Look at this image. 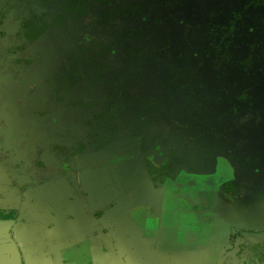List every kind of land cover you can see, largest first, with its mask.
<instances>
[{
	"label": "trees",
	"instance_id": "1",
	"mask_svg": "<svg viewBox=\"0 0 264 264\" xmlns=\"http://www.w3.org/2000/svg\"><path fill=\"white\" fill-rule=\"evenodd\" d=\"M90 11L105 41L62 40L65 24H78ZM4 41V64L29 66L15 56L41 41L53 49L54 69L38 96L71 107L83 131L72 151L59 144L33 149L32 163L45 179L65 173L71 157L136 138L145 153L161 135L168 138L167 158L158 168L148 163L157 187L192 173L189 156L199 168L214 169L221 148L234 151L232 163H258L240 151L264 147V140L253 141V131L264 135V0H0ZM77 88L81 94L70 97ZM249 115L256 118L241 121ZM247 189L236 179L223 183L220 195L247 198ZM252 233L232 230L230 259L255 254L264 264V240L245 242Z\"/></svg>",
	"mask_w": 264,
	"mask_h": 264
},
{
	"label": "crops",
	"instance_id": "2",
	"mask_svg": "<svg viewBox=\"0 0 264 264\" xmlns=\"http://www.w3.org/2000/svg\"><path fill=\"white\" fill-rule=\"evenodd\" d=\"M110 168L100 169L106 188L94 171L93 177L78 178L67 170L32 181H24L26 172L6 175L15 178L10 183L22 192L0 188V264H258L253 254L230 259L225 251L230 228L256 230L245 219L261 207L255 200L237 206L218 192L221 197L198 193L221 207L198 214L188 204L194 193L176 200L163 195L156 217L124 193L110 195ZM205 211L213 225L207 224ZM235 211L245 218L234 222Z\"/></svg>",
	"mask_w": 264,
	"mask_h": 264
},
{
	"label": "rangeland",
	"instance_id": "3",
	"mask_svg": "<svg viewBox=\"0 0 264 264\" xmlns=\"http://www.w3.org/2000/svg\"><path fill=\"white\" fill-rule=\"evenodd\" d=\"M37 11L42 12L43 9L37 8ZM14 19L15 16H12V20ZM65 25H67V29L62 30L64 31L62 40L71 38L69 41L71 46H74L76 41L86 44L91 41H105L107 38L106 32L100 27L98 14L95 11H90L87 18L78 24L70 21ZM111 27L112 25H109L107 29ZM68 30L72 34H68ZM13 31L14 28L9 29V35ZM4 43L5 41L0 45V49ZM63 44L65 43L63 42ZM15 58L28 59L31 64L29 66H19L12 62V59L7 64L0 60V177L6 180L1 181L7 182L0 184V188L17 189L16 195H21L22 190L13 187L10 183L15 178L9 179L6 175H11L13 171H16V176L21 177L22 172H26L24 181H27V178L32 181L44 177L42 171L32 163L33 149L40 146L47 151L49 145L59 144L68 147L72 151L75 149L76 141L79 140L83 131L74 124L71 117L73 113L71 107H65L61 104L56 105L53 101L46 104L38 96L37 91L45 92L47 83H49L48 78L54 69L55 53L53 49L47 43L41 41L29 46L26 52L16 55ZM80 94L81 89L77 88L70 97H78ZM245 117L241 119L242 122L256 118L255 115ZM163 129L166 130V127L164 126ZM253 135L255 136L253 141L262 142L264 140V135L256 132V130L253 131ZM162 141L166 142L168 138L161 135V140L143 153V156L141 154L137 156V154L129 155L127 152L139 149L140 139L119 140L100 151L89 152L84 156L71 157L67 164V170L78 178H82L83 175L93 177V173L91 174L93 171L95 177L99 173V176H101L99 184L106 188V181L105 178L103 179L100 170L103 167L111 166L109 176L112 179L111 175L114 173L115 165L117 170L122 165L121 162L137 164V162L142 163V159H144L147 166L148 163L157 168L162 166L168 155V143ZM233 153L234 151L231 148L218 149L217 161L215 168L212 170L199 168L196 159L189 156V162L185 165L192 167L194 171L192 173L179 172L173 180L164 179L159 187L163 188L165 198L176 200L179 199L178 196L189 193L195 195L198 193H203L199 195L220 193L223 183L236 179L244 182L248 187L249 198L235 199V201L229 193L225 194L227 197L222 198L237 206L240 205L238 204L240 201L243 203L248 200H255L256 204L258 203L261 206L250 210L247 213V218H245V215L242 216L240 211L231 214V216H234L232 219L234 222H237L239 218H245L256 229L252 234H245V242H254L264 239V228H261L264 224V147H259L254 153L246 149L240 151L241 156L249 154L255 157L258 161L255 165L232 163L229 161L228 155ZM235 165H237L236 169L234 168ZM27 166H29V169L26 168ZM26 169L27 171H25ZM95 169H97V172H95ZM140 170L144 171L145 169L143 167ZM72 180L75 179L72 177ZM128 185H130V181L126 182L125 185V183H121L119 178L116 179V182L111 180L110 195L117 197L121 193L127 192ZM93 191L96 192L97 190L93 189ZM218 193H215V195L220 196ZM194 197L195 200L191 203L188 202V204L189 208L198 214L204 211L201 209L217 208L215 210H219L221 208L211 200H204L203 197L198 195ZM185 202L186 199L180 201L183 206ZM145 208L152 211L151 207ZM223 208L221 213L225 212ZM203 215H208L207 220L209 222L207 221V224H214L211 214L205 211ZM232 230L233 228H230L229 237Z\"/></svg>",
	"mask_w": 264,
	"mask_h": 264
},
{
	"label": "water",
	"instance_id": "4",
	"mask_svg": "<svg viewBox=\"0 0 264 264\" xmlns=\"http://www.w3.org/2000/svg\"><path fill=\"white\" fill-rule=\"evenodd\" d=\"M137 153V150H135L130 155H136ZM137 165H140V163H137ZM127 193L137 206L151 207L153 215L156 217L159 216L163 188L155 187L147 173L142 171L136 175L134 184L129 186Z\"/></svg>",
	"mask_w": 264,
	"mask_h": 264
},
{
	"label": "flooded vegetation",
	"instance_id": "5",
	"mask_svg": "<svg viewBox=\"0 0 264 264\" xmlns=\"http://www.w3.org/2000/svg\"><path fill=\"white\" fill-rule=\"evenodd\" d=\"M137 156L141 154V156H143V152L141 151V148L139 147V149H137ZM130 154H133L134 153V150L132 151H129L127 152ZM86 155V154H84ZM84 155H81V156H84ZM71 158L68 159V161L70 160ZM67 161V162H68ZM105 163V162H104ZM122 165L120 167L117 168V170L115 169L117 166L115 165V168H114V173H112V180L114 182H116V179L119 178L121 183L126 185V182L130 181V185L134 184V179L136 177V175H138L139 173H141L142 171L140 170L141 168L144 167V171L145 173L148 174V176L150 177L149 175V172L147 171L148 170V166H147V162L144 161V159H142V163L141 162H137V163H140V165H137V164H129V163H126V162H121ZM103 164V163H102ZM116 170V171H115ZM151 179V177H150ZM152 181V180H151ZM153 183V182H152ZM128 185V188L129 186ZM154 185V184H153ZM155 186V185H154ZM157 187V186H155ZM159 187V186H158ZM220 194V193H219ZM124 195H128L129 194L127 192L124 193ZM163 196V195H162ZM252 196V195H251ZM130 197V196H129ZM224 197V196H223ZM227 197V196H225ZM250 196H248L247 198H249ZM237 199H246V198H241L239 195L236 196ZM236 201V200H235ZM152 209V208H151ZM233 230H243V229H234ZM244 231H248V230H244ZM250 232H253V231H250ZM230 238V237H229ZM260 240H264V239H260ZM248 255V254H247ZM251 255V254H250ZM255 255V254H253ZM256 257V255H255Z\"/></svg>",
	"mask_w": 264,
	"mask_h": 264
}]
</instances>
